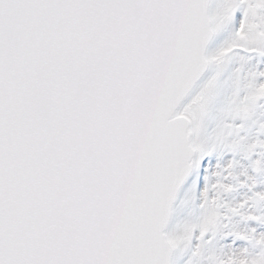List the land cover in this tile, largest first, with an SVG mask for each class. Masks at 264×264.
Returning <instances> with one entry per match:
<instances>
[{
	"label": "snow or ice",
	"instance_id": "snow-or-ice-1",
	"mask_svg": "<svg viewBox=\"0 0 264 264\" xmlns=\"http://www.w3.org/2000/svg\"><path fill=\"white\" fill-rule=\"evenodd\" d=\"M0 264H264V0H0Z\"/></svg>",
	"mask_w": 264,
	"mask_h": 264
}]
</instances>
